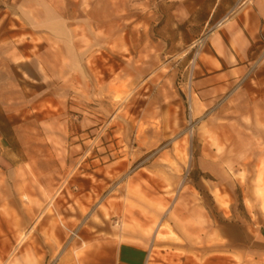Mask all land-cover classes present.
<instances>
[{"label":"rangeland","instance_id":"374dc122","mask_svg":"<svg viewBox=\"0 0 264 264\" xmlns=\"http://www.w3.org/2000/svg\"><path fill=\"white\" fill-rule=\"evenodd\" d=\"M199 3L0 0V264L264 261V48L204 80Z\"/></svg>","mask_w":264,"mask_h":264},{"label":"crops","instance_id":"0c3cea01","mask_svg":"<svg viewBox=\"0 0 264 264\" xmlns=\"http://www.w3.org/2000/svg\"><path fill=\"white\" fill-rule=\"evenodd\" d=\"M207 8L203 23L215 26L209 33L208 57L202 62V74L206 81L224 85V79L244 74L247 65L259 56L264 48V0H200L196 9ZM157 237V236H156ZM111 246V242H109ZM98 247L96 253L99 252ZM144 249L128 243L116 246L111 257L89 255L73 259L74 264H145ZM234 253V251H233ZM239 258L245 257L237 253ZM231 256H235L234 254ZM224 260V259H223ZM264 264V261L254 259Z\"/></svg>","mask_w":264,"mask_h":264},{"label":"built area","instance_id":"2783aa9c","mask_svg":"<svg viewBox=\"0 0 264 264\" xmlns=\"http://www.w3.org/2000/svg\"><path fill=\"white\" fill-rule=\"evenodd\" d=\"M148 259H149V258L146 259L145 264H148Z\"/></svg>","mask_w":264,"mask_h":264},{"label":"bare ground","instance_id":"6f19581e","mask_svg":"<svg viewBox=\"0 0 264 264\" xmlns=\"http://www.w3.org/2000/svg\"><path fill=\"white\" fill-rule=\"evenodd\" d=\"M119 95V94H118Z\"/></svg>","mask_w":264,"mask_h":264}]
</instances>
